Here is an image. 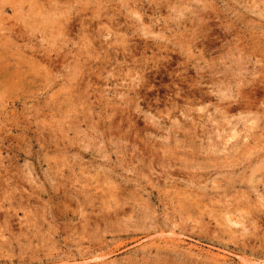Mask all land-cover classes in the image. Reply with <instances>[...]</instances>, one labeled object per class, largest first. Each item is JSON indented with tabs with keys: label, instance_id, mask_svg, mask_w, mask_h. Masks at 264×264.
Segmentation results:
<instances>
[{
	"label": "rangeland",
	"instance_id": "obj_1",
	"mask_svg": "<svg viewBox=\"0 0 264 264\" xmlns=\"http://www.w3.org/2000/svg\"><path fill=\"white\" fill-rule=\"evenodd\" d=\"M0 18V264H264V0Z\"/></svg>",
	"mask_w": 264,
	"mask_h": 264
},
{
	"label": "bare ground",
	"instance_id": "obj_2",
	"mask_svg": "<svg viewBox=\"0 0 264 264\" xmlns=\"http://www.w3.org/2000/svg\"><path fill=\"white\" fill-rule=\"evenodd\" d=\"M14 6V5H13ZM1 19V18H0ZM2 24V23H1ZM7 28V27H6ZM4 34V33H3ZM4 38V37H3ZM231 87V86H230ZM231 104V103H230ZM237 134V133H236ZM249 165V164H248ZM245 170H246V168H245ZM247 170H248V168H247ZM246 173L248 172V171H245ZM239 174V173H238ZM241 174V173H240ZM251 175V174H250ZM253 176V175H252ZM235 219V218H234Z\"/></svg>",
	"mask_w": 264,
	"mask_h": 264
}]
</instances>
